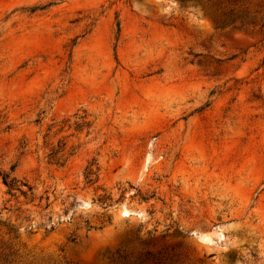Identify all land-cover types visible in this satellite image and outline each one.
I'll return each instance as SVG.
<instances>
[{
	"label": "rangeland",
	"instance_id": "1",
	"mask_svg": "<svg viewBox=\"0 0 264 264\" xmlns=\"http://www.w3.org/2000/svg\"><path fill=\"white\" fill-rule=\"evenodd\" d=\"M0 264H264V0H0Z\"/></svg>",
	"mask_w": 264,
	"mask_h": 264
},
{
	"label": "trees",
	"instance_id": "2",
	"mask_svg": "<svg viewBox=\"0 0 264 264\" xmlns=\"http://www.w3.org/2000/svg\"><path fill=\"white\" fill-rule=\"evenodd\" d=\"M0 177H1L3 185L7 188L8 192H12V191L21 192L18 188L16 189L15 185L11 183V180H8V176L0 173Z\"/></svg>",
	"mask_w": 264,
	"mask_h": 264
}]
</instances>
